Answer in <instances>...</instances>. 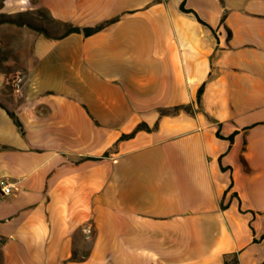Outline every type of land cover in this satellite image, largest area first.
Listing matches in <instances>:
<instances>
[{
    "label": "crops",
    "instance_id": "crops-1",
    "mask_svg": "<svg viewBox=\"0 0 264 264\" xmlns=\"http://www.w3.org/2000/svg\"><path fill=\"white\" fill-rule=\"evenodd\" d=\"M38 9L103 28L0 69V264H264V0Z\"/></svg>",
    "mask_w": 264,
    "mask_h": 264
},
{
    "label": "rangeland",
    "instance_id": "rangeland-1",
    "mask_svg": "<svg viewBox=\"0 0 264 264\" xmlns=\"http://www.w3.org/2000/svg\"><path fill=\"white\" fill-rule=\"evenodd\" d=\"M64 31L63 27L53 22L49 14L41 9L14 16L0 13V69L9 75L11 71L16 70L6 67L8 55L22 54L27 57L31 49V35L43 34L55 37Z\"/></svg>",
    "mask_w": 264,
    "mask_h": 264
},
{
    "label": "trees",
    "instance_id": "trees-1",
    "mask_svg": "<svg viewBox=\"0 0 264 264\" xmlns=\"http://www.w3.org/2000/svg\"><path fill=\"white\" fill-rule=\"evenodd\" d=\"M182 10L185 11V12H190V11H188L185 8V3L182 4ZM50 18L52 19L53 22H55L59 26L63 27L65 29V31L61 35H58V36H55V37H52V36H49V35H45L48 38H57V39H59V38L66 37V36H68L70 34H73V33H83L85 36H91V35L97 33L98 31H100L103 28L102 26H99V27H96V28L81 29V28L75 27V26H73L71 24L58 22V21L54 20L51 16H50ZM3 20H6V19H3ZM202 94H203V89H201L199 91V94H198V102L199 103L201 101ZM181 109H185V110L187 109L188 110L189 108H176L175 110H173V112H163V114L166 115V114L176 113V112H178ZM141 130L151 131V129L145 124L139 126V128L136 130V132L141 131ZM136 132L134 134L130 135V136H124L122 139L124 140V139L130 138V137L134 136L136 134ZM231 140H232V138H231Z\"/></svg>",
    "mask_w": 264,
    "mask_h": 264
},
{
    "label": "built area",
    "instance_id": "built-area-1",
    "mask_svg": "<svg viewBox=\"0 0 264 264\" xmlns=\"http://www.w3.org/2000/svg\"><path fill=\"white\" fill-rule=\"evenodd\" d=\"M0 190L3 196H8L12 193V185L0 178Z\"/></svg>",
    "mask_w": 264,
    "mask_h": 264
}]
</instances>
